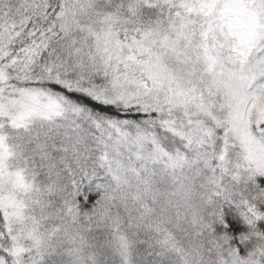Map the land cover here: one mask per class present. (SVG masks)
Returning a JSON list of instances; mask_svg holds the SVG:
<instances>
[{"label": "snow or ice", "instance_id": "1", "mask_svg": "<svg viewBox=\"0 0 264 264\" xmlns=\"http://www.w3.org/2000/svg\"><path fill=\"white\" fill-rule=\"evenodd\" d=\"M0 264H264V0H0Z\"/></svg>", "mask_w": 264, "mask_h": 264}]
</instances>
